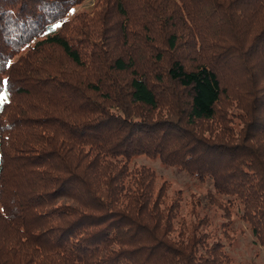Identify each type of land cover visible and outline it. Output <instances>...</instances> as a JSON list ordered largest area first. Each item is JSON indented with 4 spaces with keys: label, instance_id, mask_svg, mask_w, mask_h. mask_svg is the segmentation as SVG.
Here are the masks:
<instances>
[{
    "label": "trees",
    "instance_id": "obj_1",
    "mask_svg": "<svg viewBox=\"0 0 264 264\" xmlns=\"http://www.w3.org/2000/svg\"><path fill=\"white\" fill-rule=\"evenodd\" d=\"M83 1L0 0V264L264 249V0Z\"/></svg>",
    "mask_w": 264,
    "mask_h": 264
},
{
    "label": "rangeland",
    "instance_id": "obj_2",
    "mask_svg": "<svg viewBox=\"0 0 264 264\" xmlns=\"http://www.w3.org/2000/svg\"><path fill=\"white\" fill-rule=\"evenodd\" d=\"M95 0H84L81 4L74 7L73 12L89 10ZM136 163L147 164L154 168L158 174L169 181L172 188H183L188 192L202 193L208 184L198 182L186 173L174 167H165L157 159H148L144 156L136 158ZM237 223V221H235ZM242 232L238 233L236 239L228 246L230 255L233 257L232 264H264V249L254 243L251 232L246 228L244 222L238 225Z\"/></svg>",
    "mask_w": 264,
    "mask_h": 264
}]
</instances>
